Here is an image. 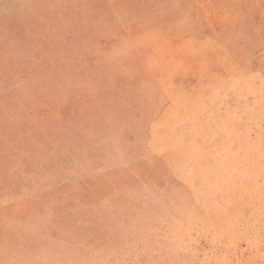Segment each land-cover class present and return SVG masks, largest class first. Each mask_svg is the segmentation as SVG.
Listing matches in <instances>:
<instances>
[{"label":"rangeland","instance_id":"1","mask_svg":"<svg viewBox=\"0 0 264 264\" xmlns=\"http://www.w3.org/2000/svg\"><path fill=\"white\" fill-rule=\"evenodd\" d=\"M0 264H264V0H0Z\"/></svg>","mask_w":264,"mask_h":264},{"label":"bare ground","instance_id":"2","mask_svg":"<svg viewBox=\"0 0 264 264\" xmlns=\"http://www.w3.org/2000/svg\"><path fill=\"white\" fill-rule=\"evenodd\" d=\"M206 190V189H205ZM204 199V198H203ZM205 201V200H204ZM213 201V200H212ZM189 212V211H188Z\"/></svg>","mask_w":264,"mask_h":264}]
</instances>
